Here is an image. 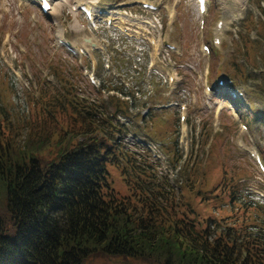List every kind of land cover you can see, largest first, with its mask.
I'll return each mask as SVG.
<instances>
[{"label": "rangeland", "instance_id": "1", "mask_svg": "<svg viewBox=\"0 0 264 264\" xmlns=\"http://www.w3.org/2000/svg\"><path fill=\"white\" fill-rule=\"evenodd\" d=\"M81 1L85 0H57L53 10L45 14L33 2L0 0L1 114L21 120L30 128L41 122L42 109L57 93H76L75 97L96 100L109 114L115 109L116 102H112L120 99L116 114L125 139L118 140L119 146L133 154L150 177L119 156V161L108 166L109 179L117 192L134 197L139 192L140 176L156 186L165 183L168 189L182 190L201 225L212 218L233 226L235 219L244 218V206L232 208L226 204L228 197H219L220 191L210 192L221 178L219 167L225 165L230 174L244 178L240 183L242 202L257 206L251 209L248 224L264 220V172L253 157V153L261 155L264 163V0H209L206 13L198 11L196 0H140L159 10L134 7L131 12L142 16L141 20L156 18L161 30L141 26L138 21L128 22L135 30L133 37H127L118 27H108L101 16L94 22L86 20L75 9ZM119 1L124 0H96L95 4ZM118 8L113 7L116 25L122 26L118 14L122 10ZM218 22L222 24L220 29ZM88 36L94 38L99 50L88 44L87 52L79 44ZM147 37L155 38L157 44L150 45ZM61 38L72 41L78 55L60 44ZM215 38L220 44H215ZM166 44L175 49L168 50ZM118 60L122 67L113 68ZM234 60L243 65L242 80L236 81L232 73ZM91 78L97 83L93 84ZM220 81L224 83L221 86ZM104 82L117 88L124 86L130 98L107 90L101 94L98 87ZM234 90L243 95L234 96ZM111 96L117 99L112 101ZM144 113L147 115L141 117ZM182 113L185 120L180 119ZM66 115L57 120L56 130L49 125L54 137L72 125L74 119ZM200 131L209 136L207 141ZM128 133L138 134V139L152 145L160 158L142 144L137 145L132 135L128 139ZM175 144L181 161L174 163ZM193 175L197 178L194 187L190 180ZM258 229L250 228L253 233ZM85 264L151 263L99 254Z\"/></svg>", "mask_w": 264, "mask_h": 264}, {"label": "trees", "instance_id": "2", "mask_svg": "<svg viewBox=\"0 0 264 264\" xmlns=\"http://www.w3.org/2000/svg\"><path fill=\"white\" fill-rule=\"evenodd\" d=\"M117 62L113 68L122 67ZM231 69L236 81L244 78L243 65L236 60ZM105 90L129 93L106 82L98 92ZM75 95L57 93L42 109L41 122L30 128L3 116L0 106V264H85L99 254L151 264H264V220L248 224L257 206L242 202L244 178L220 166L221 178L210 190L228 197L232 208L244 206V218L235 219L233 226L212 218L201 225L182 190L168 189L165 183L156 186L141 176L139 192L122 195L112 186L108 170L119 156L150 177L119 146L125 131L115 113L122 100L111 96L117 101L109 114L102 110L104 104ZM66 114L74 119L72 125L54 137L49 125L56 130L57 120ZM200 135L209 139L205 132ZM175 145L174 163L181 161ZM190 180L194 187L195 175Z\"/></svg>", "mask_w": 264, "mask_h": 264}, {"label": "water", "instance_id": "3", "mask_svg": "<svg viewBox=\"0 0 264 264\" xmlns=\"http://www.w3.org/2000/svg\"><path fill=\"white\" fill-rule=\"evenodd\" d=\"M92 40H93V38H90V37H84V38H83V42H82V40H81L80 43L84 45V41H85L86 43H89V44H91L93 47H95L97 44H96L95 42H93ZM84 49H85L86 51H88V48H85V46H84Z\"/></svg>", "mask_w": 264, "mask_h": 264}, {"label": "bare ground", "instance_id": "4", "mask_svg": "<svg viewBox=\"0 0 264 264\" xmlns=\"http://www.w3.org/2000/svg\"><path fill=\"white\" fill-rule=\"evenodd\" d=\"M50 6H51V8H50V10L49 11H51L52 9H53V2L50 4ZM91 9H93L92 7H90ZM91 15L93 16V13H92V11H91ZM225 28L223 27L222 28V30H224Z\"/></svg>", "mask_w": 264, "mask_h": 264}, {"label": "snow or ice", "instance_id": "5", "mask_svg": "<svg viewBox=\"0 0 264 264\" xmlns=\"http://www.w3.org/2000/svg\"><path fill=\"white\" fill-rule=\"evenodd\" d=\"M49 5L47 3V0H43V7L47 8Z\"/></svg>", "mask_w": 264, "mask_h": 264}]
</instances>
